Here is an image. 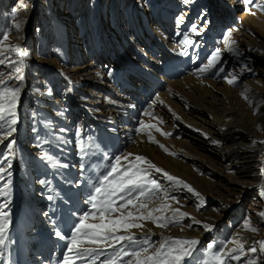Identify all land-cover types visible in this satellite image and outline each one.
Segmentation results:
<instances>
[{
	"label": "rangeland",
	"instance_id": "rangeland-1",
	"mask_svg": "<svg viewBox=\"0 0 264 264\" xmlns=\"http://www.w3.org/2000/svg\"><path fill=\"white\" fill-rule=\"evenodd\" d=\"M15 1L0 0V40L5 35L9 36V40L5 43L18 46L24 53L21 57H16L12 53L8 54L20 62L17 66H22L23 80L8 79L10 69L5 65H0V74H3V77L7 79L8 86L19 87L21 90L16 108V131L13 136L0 142V167L8 168L11 173L10 176L5 174L0 178L1 202L2 198L10 199L11 202V198L15 196L14 190L21 187L22 194L29 196L36 203L41 200L45 201L48 198L47 195L54 192L58 195L60 203H66L67 211L71 210L73 196L77 197L76 202L78 200V203L88 210L90 205L86 201L94 193V187L102 176L110 170L115 157L131 153L132 156L129 159H134L136 155H140L171 176L188 183L203 196L204 200L201 205L197 198L184 190L182 186H174L172 182L168 181L175 187V191H179L178 194L167 191L170 197L174 196L179 201V203H173L172 207L188 213L189 217L200 221L201 224H194L192 228L184 227L181 230L180 225L163 229L155 227L151 222H144L142 229L132 230L134 238L138 242L147 239L148 247L152 249L158 247L164 238L196 239L199 243L193 254L185 258L184 264H206L213 252L219 250L228 241H236L242 245V259L240 261L228 260L227 264H247L248 260H256L257 264H264V223L259 216L260 212H264V204L257 198L254 200L262 187L257 185L244 193H231L227 191L229 188L224 185V182L217 183L216 177L212 175L214 172L208 168L196 169L192 164H186L183 161V155H192L193 152L190 149L197 147V143L194 141L196 139L190 137L192 132H187L186 128L199 125L196 127L210 130L208 125L210 117L215 113L212 105L217 102L212 99L214 95L203 94V91L207 89L203 83L199 82V79L193 82L185 74L174 72L172 64L166 62L168 55L166 58L163 57V49L160 53V47L152 44V41L149 42L152 36L145 31L140 33V29L144 30V28L140 24L139 12L134 8L135 0L127 2L126 0L104 1L101 7L104 23L100 24L96 20L99 25L104 27V33H98L92 29L84 31L85 21L91 12L93 15H97V18L100 14L95 13L92 7L88 8L83 3H78L74 10L71 9L75 14L69 17L70 10L67 7L69 0H24L26 5L13 11L12 8L17 4L14 5ZM221 1L222 5L218 3V0H193L191 5L195 6V13L185 14L187 10H180L170 17L169 21L171 25L176 26L179 33H185L190 38L194 36V40L200 44L199 46L205 45L209 54L217 50L220 51V63L223 66V63L227 62V68L238 79L235 85L230 86L226 83L228 92L235 95L230 96L233 99L223 100L222 106L218 105L217 108L221 109L223 113H232L241 123H248L254 115L244 106L245 101L242 93L245 88L249 91L252 90L254 79L260 81L258 84L264 88V64L259 66L254 60L249 61L247 53L240 52V48L235 46V43L232 45L233 51H227L224 37L220 44H209L206 40L209 36L207 32L214 31L215 26H222V23H227V20H230L229 29L233 41L236 39L249 41L251 44L253 43V47L264 49V12L256 9L254 3L257 0H251L250 3L246 0ZM147 6L151 8V11L146 24L152 28L153 34L160 37L169 25L160 26L157 24L159 18H155L154 14L161 13V8L150 3H147ZM66 11L72 25L66 27L67 36L61 41L53 21L65 20L63 14ZM13 12L17 13L15 17L12 15ZM202 12L204 16H202ZM209 12L214 14L212 16L214 19L210 21L207 19ZM249 12L255 14L250 15ZM184 14L187 16L186 20L177 25L176 20L180 18L179 15L185 17ZM174 19L176 20L173 21ZM131 21H135L133 26ZM16 24L20 25L18 29L15 27ZM124 26L127 27V32L122 29ZM134 26H138L136 30ZM193 26L199 28L200 35L191 33L190 29ZM109 29L113 30L117 44L122 45L125 50L124 55L127 61H122V64L119 62V54L115 52L116 44L107 33ZM172 35H167V39L170 40ZM72 36L73 40L78 42L77 52H75V47H71ZM130 37L132 40H129ZM169 40H167L168 45L171 44ZM61 44L68 48L67 61L61 57ZM135 45L137 51H134ZM78 50L87 57L88 62L94 61L101 66V69L111 71L109 79H113L115 86L120 87V89H116L117 93L109 94L108 88L106 92L97 91L98 87L90 88L82 78L67 75L68 63L77 56ZM202 58L200 59L204 63L205 60ZM132 64L143 66L149 75L143 85L144 93L142 94L139 87L135 93L130 87L125 89V84L121 85L119 81L120 76L132 81H140L141 77H145V75H140V71H134ZM246 67H250L252 71H242ZM224 71L227 74L230 73L228 69ZM212 81L220 82L221 77L212 79ZM176 91L183 92L189 99L196 98L197 104L210 117L205 114V118L199 121L187 114L189 109L186 110L187 113L181 111L180 105H177V101L172 96ZM126 93L139 99V101L128 99L133 102L132 118L137 119L142 114L140 119L146 125L154 124L161 131L171 133V135L165 137L155 128H145L136 140L128 144L126 142L128 139L126 140L124 135L118 134L122 114L117 113L112 106L101 103L99 99L102 96L113 98L111 94L118 96ZM158 93L160 100L157 102L161 105L169 104V115H173L170 110L175 106L174 120L170 116L167 120H163L164 117L159 119V116L156 115V105L152 107L150 102L155 99V95ZM146 98L149 101L145 102ZM204 100L211 104L203 103ZM263 111V108L258 109V112L263 113ZM129 112L130 109H126L124 113L128 115ZM145 113L151 115H145ZM113 130L116 135L113 134ZM68 133L70 134L68 135ZM149 133L155 142H149ZM193 134L197 135V132H193ZM198 139V142L201 141L199 147L202 146L205 147V150L212 151V153L207 150V153L203 151L204 155L214 158V162L217 163L215 159H219L220 155L211 149L215 145L207 146L209 141L212 143L211 138L201 137ZM12 140H15L16 143L12 154L6 160L4 158L8 155L6 146ZM231 141L232 139L221 141L216 147H223ZM160 145H163L168 153H174V155L167 154ZM187 145L192 148L189 149ZM44 154L50 156L52 161L66 164L68 167L53 166L50 161L41 159ZM225 159L224 164H227L233 161L234 157ZM121 163L127 166L128 161L124 160ZM142 167H146V165H142ZM252 169L251 167L249 170ZM150 171V178L160 183L162 190L166 191L169 188L164 185L167 178L154 170ZM40 180L41 184L37 186ZM9 191L10 193H7ZM43 204L34 205V214L41 213L46 209L47 204ZM63 207L66 208L65 205ZM167 215H171V213L169 212ZM246 220L257 229L256 232L244 230L243 225ZM183 223L187 225L192 223V220L186 219ZM203 224L211 225L212 230L205 231L202 227ZM31 242L30 240L26 241L30 250ZM210 244L213 245L212 249L208 248ZM232 246L234 245L229 244V247ZM117 247L119 248V246ZM124 247L133 250V246L127 243L124 244ZM47 248L48 245L43 244L42 251H46ZM251 249H256V252H252ZM50 252L46 255L47 262L58 264L59 261L51 257ZM115 256L116 250L109 249L95 254L94 258H89L88 264H104L105 260ZM127 259V257L124 258L125 261ZM262 261L263 263H261ZM117 263L120 264L119 261Z\"/></svg>",
	"mask_w": 264,
	"mask_h": 264
},
{
	"label": "bare ground",
	"instance_id": "bare-ground-1",
	"mask_svg": "<svg viewBox=\"0 0 264 264\" xmlns=\"http://www.w3.org/2000/svg\"><path fill=\"white\" fill-rule=\"evenodd\" d=\"M104 1L105 0H69V2H67V7L70 10L68 15L70 17L72 14H75V12H72L71 9L74 10L75 6L78 3H83L88 8L92 7L94 9V12H97L100 15L97 18V15L94 14V16L91 12V15L87 17L85 21L84 31L92 29L98 33H104V27L98 24V22H100V24L104 23V14L101 9L104 4ZM127 1L128 0H126V2ZM233 1L234 0H232V2ZM15 3L17 4L15 5ZM147 3L155 5V7L158 6L159 8H161V13L154 14L155 18H159L157 24L160 26H162L163 24L169 25V27H167L162 32L160 37H158L156 34H153L154 32L152 31V28L146 24L148 18L150 17L151 11V8L147 6ZM218 3L221 5L223 4L221 0H218ZM254 4L264 5V0H257ZM14 5L15 6L12 8V10L16 11L18 8H23L26 3L24 0H16L14 2ZM111 7L113 6L111 5ZM45 8L47 9V6ZM134 8H136V11L139 12L138 16L141 20L140 24L144 28V30L140 29V33H144L145 31L146 33H148V35L152 36L149 42L152 41V44H155L157 45V47H160V53L163 49V57L166 58L168 55L166 62L172 64V66L174 67V72L176 71L178 74H185L193 82H195L196 79H199V82L203 83V85L207 89L203 91V94L214 95L212 99L217 102V104L212 105V107H214L213 109L215 113L213 116L210 117L208 113H206L204 109H202L201 106L197 104L196 98L189 99L187 96H185L183 92L178 91L172 94L173 99H175L178 103L177 105H180L179 107L181 111L186 112V110L189 109V112L186 113L190 115L191 118L200 121L201 119L205 118V114L210 117V122L208 124L210 126V130L198 128L199 125L196 124L195 125L198 127L189 126L188 128H186L187 132H192V135L191 133H189V135H191L190 137L192 139H196L194 141H196L197 147L192 148L187 145L189 149L192 148L190 150L193 152V154L190 156H188V154H186V156L183 155V161L186 164H192L193 166H195L196 169L208 168L209 170L214 172L212 173V175L216 177L217 183L221 184V182H224V185L228 186L229 188L227 190L228 192L236 194L244 193L251 190L253 187H256L257 185L258 187H262L261 190L264 189V111L263 113L258 112L259 108L264 109V103H261V101H264V88L261 86V84H258L260 83V81L254 79V86L251 87L252 90L246 93L248 97L252 100V104L250 105L244 99V106L247 107L251 113H256L255 115L253 114L254 117L251 118L248 123L239 122L238 120H236L235 116L232 113L221 112V109L217 108L218 105L222 106L223 100L229 101L230 99H233L230 96H235L232 92L229 93L227 90L225 78L226 76H228V74L225 71H219V69L221 68H223L224 70L228 69L230 71V69L227 68V62L224 61L225 63H223V66L221 63H219L218 66L214 68L211 72L198 78V68L204 66L207 63L208 58L211 56V53L209 54L207 52V48L205 45L199 46L200 44L194 40V36L190 38L194 41V44L192 46L186 47L182 45L180 41L183 39L185 33H179V31L176 29V26L171 25L169 21V18L173 17L175 13L179 12L180 10H187L185 14L195 13V6H192L191 4H185L183 0H144V3L143 0H135ZM185 14V17H183V21H185L187 17ZM201 14L202 16H204L203 12ZM63 15L65 17V20L59 19L58 22L53 21V23H55L54 28H56V32L58 33L61 41L67 36L66 29L68 28V26L72 25V23L69 22L70 20H68L67 11L64 12ZM212 16H214L213 12H209V14H207L208 21L214 19V17ZM179 17L181 18L182 16L179 15ZM131 18L132 15L130 19ZM96 20H98V22H96ZM175 20L176 19H174L173 21ZM227 21V23H222V26H215L214 31L207 32L209 36L206 40L207 42H209V44L216 45L222 42V39L225 34L230 31V20ZM134 22L135 21H131L132 26L134 25ZM136 27L134 26L135 30L137 29ZM122 29H125V32L128 31L127 27L125 28V26ZM68 30L70 31V29ZM107 33L114 40V44H116L115 52L119 54V62L121 64L123 63L122 61L126 62L127 58L124 55L125 50L122 48V45H120L119 43L117 44V39L115 38V34H113V30L109 29ZM171 34L173 35L170 37V40L169 38L167 39V35ZM129 40H132V38L130 37ZM145 40H147V38H145ZM167 40H169L171 44L169 43L168 45ZM70 43L71 47H75V52H77L76 46H78V42L73 40V36L70 40ZM252 44L249 41H240L239 39L235 40V46H238L240 48V52L247 53L248 57L250 58L249 61L254 60L255 63L260 66L264 64V49L255 48ZM132 45L134 46V44ZM61 46V57L64 59V61H67L68 48H66V46L62 44ZM133 48H135L134 51H137L136 45ZM182 52L186 54H181ZM141 57H143V54H141ZM201 57L204 58V63L201 61ZM86 58L87 57L82 55V52L80 53V50H78L77 56L73 57V59H71V61H69L68 63V72H66L67 75L71 77H73L74 75L79 79L82 78L85 84H89L90 88L98 87L99 90L97 91L106 92V89L108 88L109 94L113 92L117 93L118 91L116 89H120V87H116L114 83L115 81L113 79H109L110 76L108 75V71L101 69V66L94 61L88 62ZM132 67L134 71H140L142 73H140V75H145V77H141L140 81H132L129 79H123L120 76L119 81L121 82V85L125 84V89H128V87H130L131 90L135 91L136 93V91L139 90L137 87H139L142 91L143 85H145L144 83L148 80L149 75L147 73L146 68L141 65L132 64ZM231 72L232 71H230V73ZM217 77L219 79L221 77V81L213 82L214 80L212 81V79H217ZM142 93L144 92L142 91L141 94ZM111 95L113 96V98L102 96L99 99L101 100V103H106L108 106H112L117 113L122 114L120 116L122 117V120L120 122L121 125L118 134L124 135L126 140L128 139V141L126 142H128L129 144V142L136 140L141 135V133L138 134L136 132V128L140 126V118L142 117V114H140L137 119L132 118L133 102L128 101V99L136 98L132 97V95H130L129 93L121 94L118 96H115L113 94ZM159 96V93L156 94L155 99L150 102L152 103V107L153 105H156V115L159 116V119H162L164 117L163 120H167L170 116L174 120L176 116L174 111L175 106L173 109L170 110L173 115H169V104H158L157 101L160 100ZM136 100L139 101V99ZM144 101L146 102L149 100L148 98H146ZM204 102L206 104H211V102L207 100H204L203 103ZM126 109H130L128 115H125L127 113H124ZM184 120L185 118L183 119V121ZM193 132H197V135H194ZM69 134L70 133H68V135ZM113 134H115V130H113ZM201 137H210L211 141H218V144H213L209 141L207 145L208 147H210L212 144L215 145V147L211 149H213L216 153L220 155H218L219 159H215L217 163L214 162V158H208L203 153V151L205 153H207V151L212 153V151L207 149L206 151L204 149L205 147L198 146L201 142H198V138ZM227 139H232L231 143L229 142L223 147H216V145H219L221 141H226ZM230 157H234V160L230 163L224 164V160H226L225 158L228 159ZM251 167L253 169L250 171L249 169ZM40 184L41 180L38 181L37 186H40ZM164 185L169 186L166 191L169 190L170 193L173 194L179 193V191H175V187L172 186V184L168 182V180L164 181ZM261 190L258 191L254 200H256L257 198L262 204H264V197H262L261 195ZM14 191L15 196L11 198V202L10 199L5 200L4 198H2V202L0 200V206H3L0 210L8 214L9 222L7 238L5 239L2 248L0 246V251L4 249V253L0 258V264H50V262H47L46 256L49 251H51L50 256L56 258L59 261L58 264H63V254L67 250V241L60 240L55 235V233L57 231H60L63 235L70 236L71 228L76 222H78V217L84 211H86V207L80 205V203H78V200L76 202L77 197L73 196L71 198V210L69 212L67 211L66 203H60V201L58 200V195L54 192L52 194L49 193L47 195L48 198L45 197L47 198L45 199L46 202L41 200L36 203V201L30 199L29 196L24 195V193L22 194L21 187L17 190L15 189ZM7 193H10V191ZM49 197H51L52 199H49ZM38 203H44L43 205L47 204V207L41 213L37 212L34 214V205ZM63 205H65V209ZM28 240L32 241L31 250L26 244V241ZM43 244L48 245V248L46 250L47 252L42 251ZM32 248H34V250H32ZM184 263L185 261L182 262V264ZM261 263H263V261ZM78 264H88V260L78 261Z\"/></svg>",
	"mask_w": 264,
	"mask_h": 264
},
{
	"label": "snow or ice",
	"instance_id": "snow-or-ice-1",
	"mask_svg": "<svg viewBox=\"0 0 264 264\" xmlns=\"http://www.w3.org/2000/svg\"><path fill=\"white\" fill-rule=\"evenodd\" d=\"M185 4H191L193 0H183ZM251 2V0H246ZM258 11L264 12V5H255ZM254 15V12H249ZM15 17L17 13L13 12ZM183 23V17L176 20V24ZM15 27L18 29L19 24ZM191 33L200 35L198 27L193 26L190 29ZM231 31L225 34L224 43L226 50L233 51L232 45L235 43L231 39ZM9 36H3L0 40V65H5L10 69L8 79L17 78L23 80L22 66H17L20 62L13 59L9 53L15 54L16 57L24 55L21 49L16 45L6 44ZM180 43L186 47L192 46L194 41L190 39L189 35L185 34ZM181 54H186L182 52ZM221 62V53L219 50L214 51L208 58L207 63L198 68V78L211 72ZM219 71L223 72L221 68ZM242 71H252L250 67L242 69ZM111 71L108 75L111 76ZM230 77V78H228ZM226 83L230 86L237 84V76L228 74ZM19 87L8 86L7 79L0 74V142L7 140L13 136L16 131L15 125L17 124L16 108L20 96ZM249 89L245 88L242 97L251 105L252 100L246 94ZM264 103V101H261ZM256 114L255 112L253 113ZM145 115H151L145 113ZM155 119V118H154ZM145 128H155L162 136L168 137L171 133L163 132L154 124H145L140 121V126L136 128V132L142 133ZM207 138V137H205ZM149 142H155L149 133ZM15 140L7 144V154L4 158L7 160L13 152ZM213 144H218V141H212ZM160 147L169 155L167 149L160 145ZM131 153L124 156H116L114 162L111 163L110 170L99 180L98 184L94 187L89 199L86 201L90 208L84 211L79 217L78 222L71 228V235H63L57 231L55 235L60 240H66L67 250L64 252L63 264H78V261L88 260L94 258L95 254L109 249L116 250V256L104 261V264H182L185 258L191 256L199 241L196 239H171L164 238L159 243L158 247L150 249L148 247L149 241L145 239L138 242L134 238L133 229H142L144 222H151L155 227L167 229L170 226L180 225L181 230L184 227L192 228L194 224H201L200 221L189 217V214L181 211L179 208H173V203H179L174 196H169L167 191H163L160 183L155 179H151V171L161 173L168 181L172 182L174 186H182L184 190L190 192L197 198L200 204H203V196L196 191L188 183L171 176L163 169L157 167L146 157L136 155L134 159H129ZM53 163V166L68 167L66 164H58L52 161V158L47 154L41 156ZM127 160L128 164L125 166L121 162ZM146 165V167H142ZM10 167V165H9ZM5 174L11 175L8 168L0 167V178ZM10 183V181H9ZM7 187V185H5ZM261 195L264 197V189L261 190ZM49 199H52L49 197ZM158 202V203H157ZM3 206H0L2 209ZM171 215H167V213ZM259 216L264 220V212H260ZM191 219L192 223L185 225L184 220ZM93 221H96L95 223ZM8 214L0 210V246L4 244L7 238L8 231ZM202 227L205 231H211L212 227L208 224H203ZM244 230L256 232L257 229L251 226L249 221L244 222ZM127 243L133 246V250H128L124 247ZM229 244L234 246L229 247ZM119 246V248L117 247ZM209 249L213 245H208ZM242 245L236 241H228L219 250L213 252L210 259L206 264H227L228 260L240 261L242 259ZM256 252V249H251ZM128 259L125 261L124 258ZM247 264H257L256 260H248Z\"/></svg>",
	"mask_w": 264,
	"mask_h": 264
}]
</instances>
